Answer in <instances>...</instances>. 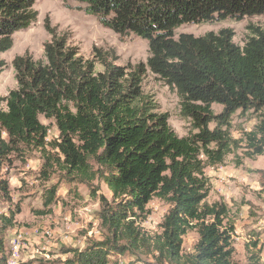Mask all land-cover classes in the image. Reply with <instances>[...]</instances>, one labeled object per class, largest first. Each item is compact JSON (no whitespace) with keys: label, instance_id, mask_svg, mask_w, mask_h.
Masks as SVG:
<instances>
[{"label":"trees","instance_id":"1","mask_svg":"<svg viewBox=\"0 0 264 264\" xmlns=\"http://www.w3.org/2000/svg\"><path fill=\"white\" fill-rule=\"evenodd\" d=\"M73 1L115 34L147 41L149 57L130 69L114 65L102 50L84 59L47 21L51 39L44 45L45 61L15 57L17 88L0 98V198L12 201L6 176L11 157L23 148L45 150L49 127L40 121L43 116L59 131L55 165L66 179L88 186L92 195L97 191L93 183L102 181L112 193L111 201L100 197L102 240L83 250L67 249L72 255L62 264H234L235 228L226 223V204L206 203L205 169L222 165L241 148L249 159L264 155V27L249 26L243 47L234 42L230 28L203 36H176V31L187 24L262 16L264 0ZM36 2L0 0V75L6 65L1 55L12 49L14 35L37 21ZM96 63L102 72H96ZM147 73L176 91L180 115L191 126L187 137L176 135L167 114L154 113L156 107L143 93ZM214 105L222 107L219 114ZM238 112L255 117L257 124L236 141L231 126ZM46 164L45 177L54 161L48 158ZM56 194L52 187L46 206ZM154 198L170 209L161 233L151 237L141 224ZM19 212L10 208L8 215H0V264H9L5 234ZM189 230H197L199 239L185 260ZM248 254L247 264H264L261 253L249 249ZM126 255L131 257L127 262L110 259Z\"/></svg>","mask_w":264,"mask_h":264},{"label":"rangeland","instance_id":"2","mask_svg":"<svg viewBox=\"0 0 264 264\" xmlns=\"http://www.w3.org/2000/svg\"><path fill=\"white\" fill-rule=\"evenodd\" d=\"M34 8L38 12L37 21L28 30L16 33L12 49L1 55L6 65L0 75V98L7 97L10 91L17 88L12 66L15 57L29 55L36 61H45L44 45L51 39L45 28L47 21L58 34L69 39V44L76 47L84 59L92 60L93 51L97 49L107 53L116 66L130 69L147 62V41L133 34H115L104 27L97 17L87 14L83 4L73 0H37ZM249 26L264 27V15L235 22L187 24L176 31V36L183 33L203 36L230 28L235 33L234 42L243 47L250 35ZM95 66L96 72L104 69L100 63ZM142 85L146 100L156 107L154 113L167 114L169 126L176 135L187 137L191 126L180 115V99L176 91L151 73L146 74ZM213 110L219 114L222 107L214 105ZM40 121L49 127L45 150L23 148L20 155L11 157L12 166L9 169L6 167V176L12 201L0 198V215H8L10 208L20 209L13 228L5 234L6 246L11 254L14 241L19 245L17 264H62L71 258L72 254L67 249L83 250L90 242L101 241L104 229L97 216L101 208L100 197L112 200V193L102 181L93 183L97 191L92 195L88 186L75 185L66 179L55 165L56 159L60 158L56 147L61 141L59 131L52 121L43 116H40ZM256 124L255 117L241 116L238 112L232 118V139H243L244 133L252 131ZM241 147H244L243 144ZM48 158L54 161V166L45 177ZM205 173L210 184L206 203L226 204V223L235 228L233 263L247 264L249 249L253 253H261L264 263V155L249 159L241 148L229 154L220 166L206 165ZM52 187H57V194L54 202L46 206ZM169 209L168 203L154 198L147 206L148 217L141 224L143 233L151 237L160 234V225ZM198 239L197 230H189L184 237L182 255L185 260L195 253ZM255 242L259 243L257 249L253 248ZM110 259L127 262L131 257L112 256Z\"/></svg>","mask_w":264,"mask_h":264},{"label":"built area","instance_id":"3","mask_svg":"<svg viewBox=\"0 0 264 264\" xmlns=\"http://www.w3.org/2000/svg\"><path fill=\"white\" fill-rule=\"evenodd\" d=\"M18 248H19V245L17 243V246L13 248V259L11 260L9 264H17Z\"/></svg>","mask_w":264,"mask_h":264},{"label":"bare ground","instance_id":"4","mask_svg":"<svg viewBox=\"0 0 264 264\" xmlns=\"http://www.w3.org/2000/svg\"><path fill=\"white\" fill-rule=\"evenodd\" d=\"M16 246H17V245H16V243H15V241H14V246L12 247V256H11V258H10L9 263H10L11 260L13 259V248L16 247ZM18 256H19V248H18Z\"/></svg>","mask_w":264,"mask_h":264}]
</instances>
